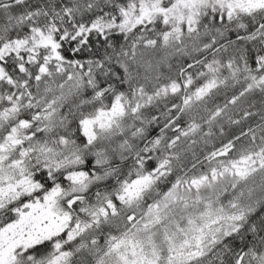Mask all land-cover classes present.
<instances>
[{"label": "snow or ice", "instance_id": "snow-or-ice-1", "mask_svg": "<svg viewBox=\"0 0 264 264\" xmlns=\"http://www.w3.org/2000/svg\"><path fill=\"white\" fill-rule=\"evenodd\" d=\"M0 264H264V0H0Z\"/></svg>", "mask_w": 264, "mask_h": 264}]
</instances>
